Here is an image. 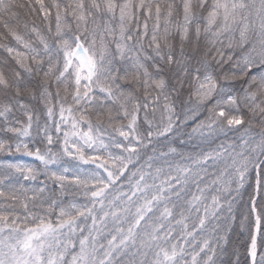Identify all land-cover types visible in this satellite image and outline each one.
I'll return each instance as SVG.
<instances>
[{"label": "snow or ice", "instance_id": "obj_1", "mask_svg": "<svg viewBox=\"0 0 264 264\" xmlns=\"http://www.w3.org/2000/svg\"><path fill=\"white\" fill-rule=\"evenodd\" d=\"M0 264H264V0H0Z\"/></svg>", "mask_w": 264, "mask_h": 264}]
</instances>
